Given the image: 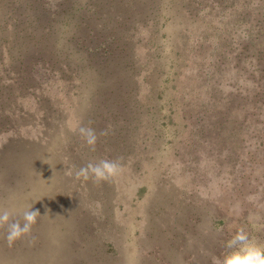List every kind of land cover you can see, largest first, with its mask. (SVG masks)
I'll return each mask as SVG.
<instances>
[{
    "label": "rangeland",
    "instance_id": "1",
    "mask_svg": "<svg viewBox=\"0 0 264 264\" xmlns=\"http://www.w3.org/2000/svg\"><path fill=\"white\" fill-rule=\"evenodd\" d=\"M66 1L54 8L50 0L45 15L16 0L31 18L18 26L33 35L28 55L59 74L38 65L42 90L20 93L4 72L16 62L1 67L0 94L12 86L15 95L0 96V209L35 204L50 241L41 251L0 250V264H123L126 256L152 264L149 233L159 238L161 225L172 233L166 245L175 236L187 245L172 246L183 262L193 254L196 264H214L228 249L221 239L241 228L264 245V0ZM86 24L107 38L83 55L92 65L72 45ZM121 95L131 104L119 108L124 123L93 124ZM81 126L95 130L94 149ZM102 159H119L123 169L104 192L76 176ZM80 209L98 225L95 240L86 241L89 228L80 234ZM68 236L84 248L67 249Z\"/></svg>",
    "mask_w": 264,
    "mask_h": 264
},
{
    "label": "trees",
    "instance_id": "2",
    "mask_svg": "<svg viewBox=\"0 0 264 264\" xmlns=\"http://www.w3.org/2000/svg\"><path fill=\"white\" fill-rule=\"evenodd\" d=\"M30 1L32 2L33 5H35L37 7V9H35V8L33 9L34 11H37V12L41 11L45 15L48 14L50 9L56 8L59 4L61 5L63 3V5H65L66 3L69 2V1L64 2L65 0H57L58 4L54 8H52V6H50V0H30ZM21 17H26L27 20L31 19L30 16L19 13L18 9L16 8V0H8L6 5L3 6V8L0 7V70H1L2 65H4V66L7 65L6 62H8L9 60H13L16 62V65H17L16 69L12 70L9 66H7L4 72L8 73V76L16 78V80L13 82L14 83L13 85H17V86L14 88V90L16 88H18V89L20 88V93L29 91L30 88H33L37 91L39 89L42 90V88H43L42 85H40V84L38 85L35 82V80L37 79L36 75H37V73H39L38 71L35 70L38 65L41 67V69L50 72L52 75V78H54L57 74H59L57 69H55L53 66L52 67L48 66V65H50V63L47 64V62L45 61V58H42L41 55H39V56H35V55L29 56L28 55V49L25 48L24 45L26 44V42L33 40L32 39L33 35L28 34V31H26L24 29L19 30L18 26L24 24L22 22ZM81 20L83 21V19H81ZM83 23H84V21L82 22V24ZM85 29H86L87 34L82 36V37H79L77 39V41L74 40L75 42H73V44H72V45H75L74 53L76 52L77 54H80V56H82L84 59H85V57L83 55H85L87 58H89V55L91 56L90 51L87 50V48L89 46L97 48L96 43L99 44L100 41H103V44L107 45V44H105L107 42V38L103 35L101 36L99 34V32H97L96 30L93 29V27H88L86 24ZM22 33H23V37L21 35ZM99 49H101V47ZM54 51H56V50H54ZM122 51H124V50H122ZM56 52H58V51H56ZM87 62H89V61H87ZM89 64L92 65V63H90V62H89ZM67 70H65V71H67ZM65 71H63V72H65ZM31 86H33V87H31ZM11 88L13 89L12 86H11ZM11 88L5 89L2 92V93H5L4 95H2V93L0 94V96H2L1 100L4 97H6V95H8V97H6V99H4V100H5V102L9 101V98L11 99V97L13 95H15V91L14 90L11 91ZM126 102L128 103V105H131L128 102V100H126L124 98V96L121 95L119 97V99L116 100V102H115V108L108 110L107 115L105 117H102V115H100L98 121H95L93 124H99L101 126H104L105 124H108V122H110V123H114V126H116L117 124L120 125L121 123H124V121L126 119H123L122 117H126L125 116L126 111L121 116L118 115V112H119L120 107L126 106V105H124V104H126ZM106 103H108L106 98H104V97L99 98V100H98L99 105L103 106ZM124 109H126V108H124ZM128 109H129L128 113H130L128 115V117H130L131 113H132L131 108H128ZM117 117H119V119ZM124 126H126V125H124ZM109 133H113V130H110L106 135H108ZM119 133H121V132H119ZM99 145H101V144H99ZM4 160H5V157L3 159V164H6V162ZM6 166H7V164H6ZM0 170H1V166H0ZM5 171H3L4 172L3 176L6 178L15 174V172H13L12 170H10L8 172H5ZM81 179H83V178H81ZM91 181H92V179H91ZM0 188H2L1 180H0ZM89 188H90V186H89ZM101 188H102V192L106 191V189H107L106 184L102 182ZM24 190L27 191V189H25V188H24ZM202 206L203 205H201L200 207H202ZM30 207H32L33 210H38L37 207L35 206V204H31L26 210H28ZM83 210H81L82 214H78V216H79V223L78 224L80 225L79 226L80 227L79 228L80 234L83 235V230L86 228L87 229L89 228L90 234L87 235L86 241H88V240L90 241V239H91V241L95 240L97 238V236H95V233H98L99 230L92 229V226L98 227V225L96 226L95 221L90 220L91 218H89V214L88 215L85 214V211H83ZM10 211L12 213H14V219H20L22 213L25 210L24 211L23 210H19V211L10 210ZM72 214L74 215L75 212H73ZM86 215H87V217H86ZM75 221H76V214H75ZM21 223H23L22 220H21ZM48 224H49L48 219L46 217L42 216V214L40 213V216L37 217V223L32 228L30 236L23 238L22 241L21 240L16 241L11 247H9L7 245V243L4 239L5 230L1 229V234H0V250H1V252L4 253L5 255H9L12 251H16L17 249H19V250L27 249L28 246H29V248L33 249V251L43 250L45 244H47L50 241V236L48 234ZM216 225H217V228L216 227H212V228L218 229L220 227V226H218V224H216ZM149 227L155 228V225H151V226L149 225ZM223 230L227 234V232H226L227 226H225ZM158 231H159V238L157 237V235H154L153 232L149 233L150 240H153L156 242V245L153 246L154 250H151V252H153V253L155 252V254L158 255V256L154 257L155 259L153 260L152 264H158L157 262L159 260H161V264H196V260L194 259L193 254L190 258H187V256H185L184 262L178 258L179 256H174V251H173L172 246L178 240L180 241V243L183 246H186V250H187V245H184V243H182V241L180 240V237L175 236L173 238V240L171 241V243H169V245H166L168 238L172 234L170 228L166 229V228H163L161 225L158 227ZM218 233H219V229H218ZM198 234H200V233L198 232ZM233 234L234 233H232V235ZM232 235L227 236L224 239H221L224 246L226 245L227 241H229L232 238ZM249 235H252L251 232L249 233ZM74 239H75L74 237H72L70 239V236H68V238H67L68 241L66 243L68 245L67 249H70L71 251L76 252L77 249L73 246ZM31 241H32V243H31ZM112 244H115V243H112ZM115 246H117V245H115ZM72 247H74V248H72ZM167 247H171V250L168 253L166 252ZM83 248H84V246H81L77 251H80ZM92 249L93 248L91 246H89L87 248V252H91ZM230 251H232V250L231 249H223L222 257ZM151 252L149 254H151ZM153 253H152V255H153ZM117 256H119V254ZM180 256H183V255H180ZM139 260H140L141 264H143V261L140 258H139ZM87 261H88V259H83V261L80 264H89V263H87ZM117 261L118 260H114L113 262L117 263ZM128 262H129V257L126 256V261L123 264H128Z\"/></svg>",
    "mask_w": 264,
    "mask_h": 264
},
{
    "label": "clouds",
    "instance_id": "3",
    "mask_svg": "<svg viewBox=\"0 0 264 264\" xmlns=\"http://www.w3.org/2000/svg\"><path fill=\"white\" fill-rule=\"evenodd\" d=\"M79 135L84 143L94 149L97 142V134L91 127L81 126L78 129ZM106 133H101L104 135ZM122 165L119 159H102L95 163H88L81 167L76 176L78 179H92L94 183H102L113 180L122 172ZM249 202L259 199L253 195L247 197ZM264 207V205H260ZM239 208V205L236 206ZM40 216L38 210L30 207L22 213L20 219H14V213L8 209H0V229L5 230L4 239L9 247L16 241L30 236L33 226L37 223V217ZM21 220L23 223H21ZM226 247L232 249L222 258H214V264H264V245L259 244L254 239H250L247 232L241 228L232 238L227 241Z\"/></svg>",
    "mask_w": 264,
    "mask_h": 264
}]
</instances>
